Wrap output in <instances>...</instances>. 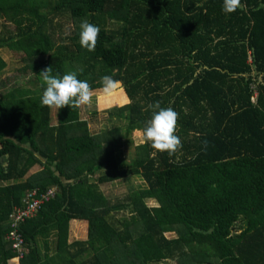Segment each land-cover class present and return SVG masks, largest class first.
Here are the masks:
<instances>
[{"label":"trees","instance_id":"obj_1","mask_svg":"<svg viewBox=\"0 0 264 264\" xmlns=\"http://www.w3.org/2000/svg\"><path fill=\"white\" fill-rule=\"evenodd\" d=\"M241 2L225 14L223 0H0V49L12 46L29 76L0 96V264H14L7 216L28 190L51 188L19 225L16 264H264V0ZM83 21L100 28L94 52L80 46ZM49 66L94 90L120 80L128 102L97 132L80 108L53 124L38 76ZM157 101L179 113L171 157L131 137ZM131 176L144 185L120 200L100 191ZM74 219L87 239L68 243Z\"/></svg>","mask_w":264,"mask_h":264},{"label":"clouds","instance_id":"obj_2","mask_svg":"<svg viewBox=\"0 0 264 264\" xmlns=\"http://www.w3.org/2000/svg\"><path fill=\"white\" fill-rule=\"evenodd\" d=\"M241 0H223L222 11L225 14H233L243 8ZM100 28L88 21L80 24L79 43L88 52H94L99 39ZM44 88L41 96V104L49 109L58 110L69 108L91 107L94 96L99 92L106 99L112 98L122 92L123 83L111 76L101 78V87L92 89L86 80L77 78L75 71H70L62 77L53 75L51 66L43 69L39 75ZM152 109V115L146 121L141 130V139L154 149L153 155L167 153L170 157L182 148V141L177 135L179 113L173 108H162L159 101L148 106ZM203 147H208V141H202Z\"/></svg>","mask_w":264,"mask_h":264},{"label":"rangeland","instance_id":"obj_3","mask_svg":"<svg viewBox=\"0 0 264 264\" xmlns=\"http://www.w3.org/2000/svg\"><path fill=\"white\" fill-rule=\"evenodd\" d=\"M0 19V32L2 29ZM10 26V25H8ZM64 34H70L73 31V23L67 22L63 27ZM0 56L6 62V67L3 74L0 76V96L3 94L5 89H11L12 87L20 86L26 79L28 75L21 74L22 63L19 60V55L15 53L13 47H4L0 49ZM5 86V88L2 86ZM252 87L255 88L254 84ZM97 90V89H96ZM128 102V98L124 92L117 93L112 98L106 99L99 92L94 96L93 104L91 107H82L80 108V117L87 120L88 128L91 132H97L101 129L108 127L106 123L105 116L107 114L108 108L112 106H120ZM51 122L54 124L57 122V113L56 110L51 109ZM133 142H141V132L139 130L133 131L131 135ZM123 153L125 156L131 155L133 153V147H123ZM40 168L38 166L33 167L28 175L35 173ZM143 182L137 176L129 177L127 179L114 181L112 183H107L100 186V191L107 196L111 202L122 199L130 190V188L143 186ZM146 204L151 206H156L157 203L153 199H147ZM120 214H118L119 216ZM168 236H173L172 232L166 233ZM68 243L72 241L79 240L84 241L87 239V222L83 220L71 221L69 234H68ZM11 263V262H10ZM153 264V263H152ZM156 264H178L176 261L166 260L161 263Z\"/></svg>","mask_w":264,"mask_h":264},{"label":"built area","instance_id":"obj_4","mask_svg":"<svg viewBox=\"0 0 264 264\" xmlns=\"http://www.w3.org/2000/svg\"><path fill=\"white\" fill-rule=\"evenodd\" d=\"M256 94L257 91L255 90L251 98L252 100H255ZM55 193V188H51L43 192H38L37 189L28 190L23 196L22 204L15 206L11 213L7 216L9 229L6 231L4 239L10 243V248L15 254V256L10 259L11 263L16 264L26 252L22 239L23 235L19 230L20 223L27 218L33 217L40 206H42L45 201L54 197Z\"/></svg>","mask_w":264,"mask_h":264},{"label":"crops","instance_id":"obj_5","mask_svg":"<svg viewBox=\"0 0 264 264\" xmlns=\"http://www.w3.org/2000/svg\"><path fill=\"white\" fill-rule=\"evenodd\" d=\"M79 219H74V220H72V221H78ZM84 222H86L85 220H83Z\"/></svg>","mask_w":264,"mask_h":264}]
</instances>
